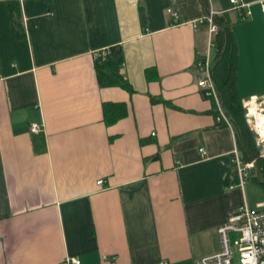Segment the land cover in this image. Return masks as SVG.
Segmentation results:
<instances>
[{
    "label": "crops",
    "instance_id": "0c3cea01",
    "mask_svg": "<svg viewBox=\"0 0 264 264\" xmlns=\"http://www.w3.org/2000/svg\"><path fill=\"white\" fill-rule=\"evenodd\" d=\"M261 1L0 0V264H196L220 251L216 230L250 204L251 181L238 184L233 128L196 86L215 53L199 20L228 13L238 96L264 104ZM114 46L129 91L97 85L95 55ZM104 103L123 113L109 125Z\"/></svg>",
    "mask_w": 264,
    "mask_h": 264
},
{
    "label": "trees",
    "instance_id": "16d2710c",
    "mask_svg": "<svg viewBox=\"0 0 264 264\" xmlns=\"http://www.w3.org/2000/svg\"><path fill=\"white\" fill-rule=\"evenodd\" d=\"M10 24L15 28L13 12L10 5L7 6ZM243 15L237 14L235 21H242ZM216 26V33L213 37V48L215 50L214 59L210 68V77L214 85L216 96L220 103L221 110L227 120L230 122L237 146L241 152L243 163L252 160L253 169L249 174V181L259 184L264 190V184L258 183L255 173L259 175L260 182H264V158L261 157L260 147L256 145L255 133L248 128L246 124V111L242 107V100L238 96L235 82V72L237 65L236 43L232 35L231 27L234 24L229 19L227 12L212 17ZM108 53L102 58H95L93 68L95 79L99 87H118L129 91L124 78L119 74L122 64L120 48L111 47ZM210 99V98H209ZM212 104V115L217 117L214 103ZM117 104H102V118L105 125L113 123L123 113L118 111Z\"/></svg>",
    "mask_w": 264,
    "mask_h": 264
},
{
    "label": "built area",
    "instance_id": "2783aa9c",
    "mask_svg": "<svg viewBox=\"0 0 264 264\" xmlns=\"http://www.w3.org/2000/svg\"><path fill=\"white\" fill-rule=\"evenodd\" d=\"M230 4V10H238L244 7L242 0H227ZM168 12V11H167ZM260 13L262 22L264 23V0L260 2ZM174 17L175 14L171 13ZM248 16V12L243 14L242 21ZM213 14L209 13L207 16L199 20L205 22L208 26V36L211 40L216 33V26L213 22ZM208 39V41H209ZM210 45H211V41ZM208 42V44H209ZM108 53L107 50H103L95 55V58H102ZM198 78L196 86L202 91L203 96L212 99L215 110L217 112V120H221L228 128H231L230 122L224 116L214 85L210 77V60L206 55L197 64ZM255 105L258 112V107L261 105L260 100L255 97H251L247 102L242 104V107L246 110L245 118L249 128L255 133V142L257 145L262 146L264 149V140L260 139L251 125V120L247 119L248 107ZM39 130V127L31 124L29 126V132L35 133ZM231 163L234 166L235 173L238 177V184L244 185L253 169L254 162L252 160L243 163L237 156V150L233 148L231 151ZM96 185H101V181L96 182ZM219 237L220 251L212 256L199 259L196 264H264V207L257 206L255 208H249L245 204L239 206L233 214L229 216L226 222L220 225L217 230ZM234 234L238 236L233 237ZM235 255V256H234ZM60 264H79L77 259L68 258L62 261ZM159 264H163L159 262Z\"/></svg>",
    "mask_w": 264,
    "mask_h": 264
},
{
    "label": "rangeland",
    "instance_id": "374dc122",
    "mask_svg": "<svg viewBox=\"0 0 264 264\" xmlns=\"http://www.w3.org/2000/svg\"><path fill=\"white\" fill-rule=\"evenodd\" d=\"M210 54H212V50H211V53ZM258 109L259 110H262L260 113L264 116V104H261L258 107ZM248 111H249V109H248ZM251 125H252V121H251ZM252 127H253V125H252ZM253 129L255 130L254 127H253ZM257 135H258V133H257ZM258 137H259V135H258ZM259 147H260L259 153L262 154V152H264V149L262 151V146H259ZM247 188H249L248 189V192H247V197H248L249 203H250V204H248L247 207L253 208V207H255L256 203H259V202L264 206V192H263V190L261 188H259L258 186L254 185L252 182H249L248 183ZM237 236H238L237 234H234L233 235V237H235V238Z\"/></svg>",
    "mask_w": 264,
    "mask_h": 264
},
{
    "label": "bare ground",
    "instance_id": "6f19581e",
    "mask_svg": "<svg viewBox=\"0 0 264 264\" xmlns=\"http://www.w3.org/2000/svg\"><path fill=\"white\" fill-rule=\"evenodd\" d=\"M248 115L251 117L252 125L258 132L260 139L264 140V116L257 111L255 105L249 106Z\"/></svg>",
    "mask_w": 264,
    "mask_h": 264
},
{
    "label": "water",
    "instance_id": "95a60500",
    "mask_svg": "<svg viewBox=\"0 0 264 264\" xmlns=\"http://www.w3.org/2000/svg\"><path fill=\"white\" fill-rule=\"evenodd\" d=\"M247 119H248V120H251V117H250L249 115H247ZM255 178H256V180H257L258 182H260V181H259L260 178H259V175H258L257 173H255Z\"/></svg>",
    "mask_w": 264,
    "mask_h": 264
}]
</instances>
